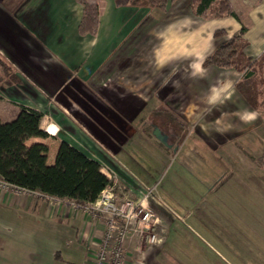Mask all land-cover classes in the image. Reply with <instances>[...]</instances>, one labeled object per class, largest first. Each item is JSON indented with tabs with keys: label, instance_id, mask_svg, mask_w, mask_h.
Instances as JSON below:
<instances>
[{
	"label": "crops",
	"instance_id": "crops-1",
	"mask_svg": "<svg viewBox=\"0 0 264 264\" xmlns=\"http://www.w3.org/2000/svg\"><path fill=\"white\" fill-rule=\"evenodd\" d=\"M86 2L98 9L93 36L78 33L83 13L76 0H0V60L6 64V77L9 78L5 80L6 74L0 72V121L14 120L21 108L34 110L41 115L39 128L48 135L45 139H30L26 146L45 145L48 160L50 148L57 150L59 144L65 142L98 163L104 176H108L105 169L113 174L115 183L134 194L149 192L153 190L150 188L152 181L138 175L134 166L143 146L150 142L131 127L134 123L136 128H142L150 117L155 114L158 117L159 113H165L162 110L171 109L166 115L176 113L184 123L182 127L190 129L181 150L186 148L182 151L191 159H197L200 165L208 161L210 168H218L217 160L229 161L232 156L237 157V165L256 163L246 156L241 158L239 141L250 133L264 138V125L259 118L250 123L241 119L246 109H252L235 89L241 77L238 73L206 67L204 78H194L190 76L185 59L174 60L167 67L157 69L153 54L150 61L140 55L146 49L153 52L160 47L157 34L185 17L192 23L187 27L178 26L166 35L172 42L170 47L198 50L211 32L215 49L219 40L213 37L215 31L224 29L231 37L239 29L233 19L199 18L186 14L184 6H177L176 9L183 12L177 15L172 3L167 5L165 13L159 12L151 18L149 9L143 6L118 8L114 0ZM251 10L250 26L244 34L248 42L245 54L255 60L258 56L254 55V47L264 48V0H258ZM226 82H231L232 88L222 93L223 103L209 105L206 100L210 88ZM160 86H168L161 97L153 94V89L158 90ZM80 92L87 97L79 100ZM166 97L171 99L167 109L161 103L153 109L147 108L148 102H161ZM97 99L110 107L106 120L112 127L120 128L118 133L102 126L103 121L95 119L80 102L97 103ZM70 101L81 111L77 108L71 113ZM90 125L105 128V131L99 130L102 136ZM149 125L166 137L165 144L154 139L169 150L175 135L167 133L166 127L164 131L157 124ZM127 133L130 134L127 136ZM118 136L121 139H117ZM154 146L155 153L166 155L167 152ZM259 174L264 176V169ZM233 175L234 172L228 181L234 182ZM229 194L233 196L234 191ZM13 196L0 190V264L91 263L92 252L101 238L97 221L88 214L74 212L59 202L60 199L40 197L33 201L30 196L29 199ZM151 200L150 208H167L161 197L153 195ZM222 209L228 213L230 208ZM250 211L251 208H235V213L244 220H247L245 214L250 218ZM159 212L161 223L163 221L169 228L174 218L169 220L162 215V210ZM135 241L132 234L124 246L131 249ZM157 256L158 252H145L141 259L144 264H159ZM250 261L264 264V255H251ZM243 262L236 259L235 264H246Z\"/></svg>",
	"mask_w": 264,
	"mask_h": 264
},
{
	"label": "rangeland",
	"instance_id": "rangeland-1",
	"mask_svg": "<svg viewBox=\"0 0 264 264\" xmlns=\"http://www.w3.org/2000/svg\"><path fill=\"white\" fill-rule=\"evenodd\" d=\"M227 1L232 12H236L234 13L236 19L229 16L215 17L214 12L206 14L203 17L231 18L239 26L237 32L231 37L227 36L226 30L221 29L220 31H223L225 35L217 41V44L237 36L241 27L247 31L246 28L250 26L249 16L252 13L251 8L258 2V0ZM172 4L176 6L175 12L177 15H183L182 10L176 9L179 8L177 6H184L186 14L191 13L195 16L190 7L191 0H176ZM141 6L143 5L138 7ZM148 11L151 14V18L160 14L157 10L149 9ZM151 18H149L150 21H152ZM152 54L153 52L146 49L140 55L145 60L148 59L150 61ZM6 71L5 67L0 66L2 75L6 74ZM238 74L241 76L240 73ZM4 76L6 77L7 74ZM256 76L258 77L255 78L256 88L259 91L258 101L260 102L261 100L263 102L262 106L258 109L261 113L259 119L264 125V82L261 81L258 75ZM262 76L264 78V69ZM8 79L7 77L5 78V80ZM167 87L160 86L158 90L153 89V94L157 95L158 93V96L161 97L165 95ZM83 96L87 97L84 93L80 92L79 100H82ZM168 97L164 100L162 99L161 102H157L156 100L148 102L147 108L149 110L153 109L161 103V106L167 109L166 106L171 100ZM97 100V103L92 100L80 102L95 119L99 118L103 121H101L102 126L106 127L107 130L114 129L119 131L120 128L117 125H113L114 127H112L106 120V113L110 107L102 99ZM70 103L72 104V107L69 108L71 113H75L77 108L81 111V108L74 101H70ZM167 110L171 111V109ZM167 110H162L165 113H159L158 117L155 116L156 114L150 117L148 119L149 123H145L142 128H136L134 123L132 127L130 126L132 129L139 130L138 133L143 135L145 141L150 142L149 145L145 144L143 146L141 153L136 159L137 164L134 168L137 169L138 175L147 176V179L152 181L153 185L150 188L153 187V190L134 194L129 188H125L120 183H115V176L105 169V172L107 171L108 173L106 178H109L110 185H114L115 201L121 200L124 196H129L132 200L144 197L142 201L143 212L150 214L148 230L141 229L142 223L138 219L130 224V226L132 225L131 230L128 232L126 239L134 234L136 241L131 249L124 246L123 243L122 249L129 261L127 264H144L141 256L145 252H152L153 254L158 252L159 264H235L236 259L242 260L246 264H254L253 261H250L251 255H264V176L258 175V172L264 169V158H262L264 138L260 139L259 135L255 136L250 133L243 136L239 141L240 154H238L241 158H245L246 156L253 160V162L256 161L253 165L244 166L240 163L237 165V157L232 156V159L229 161L217 160L218 168H215V166H211L210 168L208 161H205L206 165H200L197 159H191L186 155L185 151H182L186 149L187 143L183 146L185 149L181 150L180 147L183 141H185L187 134H189L188 131L190 129L182 127L184 123H182V120L176 113L175 115L172 112V116L169 113V115H166ZM80 117L77 116V119ZM80 119L83 121L82 117ZM150 123L157 124L162 129L166 127L167 133L175 135L176 138H174L173 146L169 150L165 149L153 138L154 131L150 127ZM102 126L90 125L99 136H102L99 130L105 131V128ZM165 129L163 130L165 131ZM116 131L113 132L118 133ZM129 134L127 133V136ZM117 139H121L120 136ZM154 145L159 146L163 152H167L166 155L155 153L157 148ZM56 151V149L53 150V147L50 148L47 160L48 165L53 164ZM129 164L132 165V163ZM233 172L232 178L235 177V180L234 182H230L228 181V177ZM233 186L234 190H232ZM230 191L231 193L234 191L233 196L229 194ZM153 195L161 197L167 204V208H154L156 207L154 203V207L150 208L152 204L151 197L153 198ZM18 196V198L22 199L27 198V196ZM31 199L36 201L40 197L31 196ZM222 208L230 209L227 213ZM231 208H234V211ZM235 208H251L250 218L245 214L247 220H244L243 216L235 213ZM159 210H162V215L167 216L169 220L174 218L175 222L171 223L169 228L163 221L161 223V212ZM90 211L92 212V210ZM78 212L84 213L82 208ZM88 215L93 221L99 223L100 230L102 231L101 225L102 223L104 224V218L105 216L108 217V215L102 216L99 212H92ZM232 217H234L233 220ZM148 234L155 236L154 242L150 243L146 241ZM96 248H98V245H96L94 250Z\"/></svg>",
	"mask_w": 264,
	"mask_h": 264
},
{
	"label": "trees",
	"instance_id": "trees-1",
	"mask_svg": "<svg viewBox=\"0 0 264 264\" xmlns=\"http://www.w3.org/2000/svg\"><path fill=\"white\" fill-rule=\"evenodd\" d=\"M76 1L82 7L83 13L78 33L82 36H93L97 28L98 9L86 0ZM174 1L176 0H114V5L118 8L143 5L164 13L167 5ZM190 7L197 17L203 18L206 14L214 12L215 17L229 16L236 19L227 0H191ZM245 32V28L241 27L237 36L217 44L205 60L204 67L212 66L240 73L241 78L235 89L252 110H258L263 102L258 101L259 91L255 78H258V75L264 82V55L255 60L246 56L248 42L244 39ZM224 35L223 31L217 30L213 37L217 40ZM0 66L6 68L2 61ZM40 119V113L21 108L14 120L8 123L0 121L1 181L16 189L73 201L79 206L93 203L109 186V180L101 173L98 163L67 143L61 142L53 164L48 165V149L45 145L26 146L25 143L30 139L48 137L39 128Z\"/></svg>",
	"mask_w": 264,
	"mask_h": 264
},
{
	"label": "built area",
	"instance_id": "built-area-1",
	"mask_svg": "<svg viewBox=\"0 0 264 264\" xmlns=\"http://www.w3.org/2000/svg\"><path fill=\"white\" fill-rule=\"evenodd\" d=\"M114 185H110L101 192L98 198L91 204L85 206H79L73 201L60 199L62 204L70 207L74 212H78L80 208L83 209L84 214H90L92 212H99V214L108 215L105 216L104 224L102 223L101 238L98 242V248L92 252V261L90 264H127L129 261L123 252V243L127 237L128 232L131 230L130 224L135 222L136 219L142 223V228L149 229V217L148 212H143L141 199L132 200L129 196H124L121 200L115 201ZM0 190L13 193L16 197L20 196H37L45 197L39 193L28 192L20 189L13 188L0 179ZM131 191V190H130ZM92 210V212L90 211ZM143 212V213H142ZM95 216V215H94ZM154 235H147V242H154Z\"/></svg>",
	"mask_w": 264,
	"mask_h": 264
},
{
	"label": "clouds",
	"instance_id": "clouds-1",
	"mask_svg": "<svg viewBox=\"0 0 264 264\" xmlns=\"http://www.w3.org/2000/svg\"><path fill=\"white\" fill-rule=\"evenodd\" d=\"M192 21L185 17L182 20L176 21L173 24L168 25L163 32L158 33L157 37L161 41V46L153 50L155 66L157 69H163L171 64L174 60L185 59L188 61V68L190 69L191 77L204 78L206 76V69L204 67L205 60L214 51L212 43V33H208L207 39L204 42V46L198 50H175L170 47L171 41L166 39L167 34H171L176 27H187ZM254 55H264V48L254 47ZM232 88L231 82H226L220 86H213L209 90L206 102L209 105H216L217 103H223L221 99L222 93L227 92ZM259 110H245L241 116V119L245 123L255 121L260 117Z\"/></svg>",
	"mask_w": 264,
	"mask_h": 264
},
{
	"label": "water",
	"instance_id": "water-1",
	"mask_svg": "<svg viewBox=\"0 0 264 264\" xmlns=\"http://www.w3.org/2000/svg\"><path fill=\"white\" fill-rule=\"evenodd\" d=\"M153 131H154L153 136L155 137V139L158 142H160L161 144H165L166 137L161 135L160 132L157 129H155Z\"/></svg>",
	"mask_w": 264,
	"mask_h": 264
}]
</instances>
